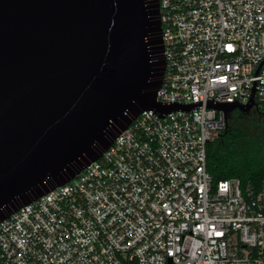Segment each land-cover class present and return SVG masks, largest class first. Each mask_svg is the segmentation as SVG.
Returning a JSON list of instances; mask_svg holds the SVG:
<instances>
[{"label": "built area", "instance_id": "1", "mask_svg": "<svg viewBox=\"0 0 264 264\" xmlns=\"http://www.w3.org/2000/svg\"><path fill=\"white\" fill-rule=\"evenodd\" d=\"M161 104L100 156L0 219V264H264V177L215 178V104L264 110V0H158Z\"/></svg>", "mask_w": 264, "mask_h": 264}, {"label": "water", "instance_id": "2", "mask_svg": "<svg viewBox=\"0 0 264 264\" xmlns=\"http://www.w3.org/2000/svg\"><path fill=\"white\" fill-rule=\"evenodd\" d=\"M158 0H0V219L72 178L156 99ZM247 101L210 102L225 111ZM221 133V131L219 132Z\"/></svg>", "mask_w": 264, "mask_h": 264}, {"label": "trees", "instance_id": "3", "mask_svg": "<svg viewBox=\"0 0 264 264\" xmlns=\"http://www.w3.org/2000/svg\"><path fill=\"white\" fill-rule=\"evenodd\" d=\"M232 110L225 129L206 144L207 168L215 178L238 175L257 183L264 177V110Z\"/></svg>", "mask_w": 264, "mask_h": 264}, {"label": "flooded vegetation", "instance_id": "4", "mask_svg": "<svg viewBox=\"0 0 264 264\" xmlns=\"http://www.w3.org/2000/svg\"><path fill=\"white\" fill-rule=\"evenodd\" d=\"M237 110V112L239 113V115H241L240 113H243V112H250V111H254L256 109V107H251L249 110H243L241 111L240 109H238L237 107H234L232 110ZM231 110V111H232Z\"/></svg>", "mask_w": 264, "mask_h": 264}]
</instances>
